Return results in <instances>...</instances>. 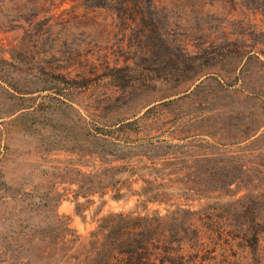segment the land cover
<instances>
[{
  "label": "rangeland",
  "instance_id": "1",
  "mask_svg": "<svg viewBox=\"0 0 264 264\" xmlns=\"http://www.w3.org/2000/svg\"><path fill=\"white\" fill-rule=\"evenodd\" d=\"M104 1L0 0V264H94L105 217L179 206L229 235L165 222L154 264H264V0Z\"/></svg>",
  "mask_w": 264,
  "mask_h": 264
},
{
  "label": "trees",
  "instance_id": "2",
  "mask_svg": "<svg viewBox=\"0 0 264 264\" xmlns=\"http://www.w3.org/2000/svg\"><path fill=\"white\" fill-rule=\"evenodd\" d=\"M104 3H106L104 0L98 2L99 5H103ZM130 124L131 121L125 122V125ZM90 134L93 135L91 131ZM196 156L198 157L194 158L193 164H197V158L200 157L207 161L208 164L210 163V160H216V157L212 155L204 154L203 156H199V154H197ZM220 156H223L222 158H225L228 161L233 157L231 154L225 152H221ZM165 164L170 165L171 161L167 160ZM221 166L223 168L228 167L226 164H222ZM121 168V165L104 166L99 172H96V174L100 176H111L110 171L120 170ZM240 168L243 169V165H241ZM165 170H167V168L158 167L155 169V173L161 178L166 177L171 180L172 178L170 174L165 172ZM208 171L210 172V170ZM213 172L215 174L218 170H214ZM115 180L117 181L119 178H115ZM143 181L144 183L141 185L139 195H142L147 199H157L156 196L159 191H162L164 188L166 191L167 189L173 188V184L171 183H163L162 181L156 182L150 178H143ZM229 183L230 182H228V184ZM176 189H179L177 193H180L181 195H183L182 193H189L190 195H196L199 197L203 195L198 188H192V191L190 192H184L187 191L185 190L187 189L185 186ZM114 195L121 196L122 193L115 192ZM183 213H188V217L185 218V215H182ZM256 213L257 212L254 210L255 220L258 218ZM197 214L198 211L181 206L177 207V209L169 215H165V221H162L163 218L161 215L132 219L125 216L123 213H113L110 216L105 217L108 224L103 225L105 226V231L103 238L100 241L101 245H98L96 240L92 242L94 244V264H154L152 261V255L155 254V252L152 251L149 244L155 240L154 230L156 227L165 222L170 223V221H173L175 229H177L179 222L184 221L182 224L185 223L186 226L192 230L194 240L204 241V239H208V242H210L212 239H222L229 235V233L227 234V232H225V227H221L220 225L211 224L205 228H200L197 224V221H199V218L196 216ZM251 229H253V227H251ZM176 233H178L176 253L183 254L185 252L184 244L186 243V239L180 234L179 229H177ZM252 233L256 240L261 239L258 230L253 231ZM242 235V233L238 235L236 234V236L239 237ZM160 243L161 246L159 249L162 247L165 249L167 248V246H164L165 241Z\"/></svg>",
  "mask_w": 264,
  "mask_h": 264
}]
</instances>
